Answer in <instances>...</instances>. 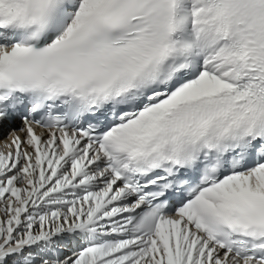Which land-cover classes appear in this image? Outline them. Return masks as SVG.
<instances>
[{"label": "snow or ice", "instance_id": "1", "mask_svg": "<svg viewBox=\"0 0 264 264\" xmlns=\"http://www.w3.org/2000/svg\"><path fill=\"white\" fill-rule=\"evenodd\" d=\"M0 264H264V0H0Z\"/></svg>", "mask_w": 264, "mask_h": 264}]
</instances>
